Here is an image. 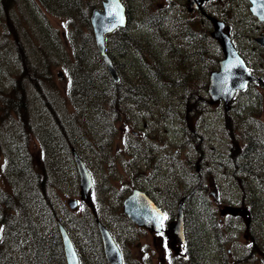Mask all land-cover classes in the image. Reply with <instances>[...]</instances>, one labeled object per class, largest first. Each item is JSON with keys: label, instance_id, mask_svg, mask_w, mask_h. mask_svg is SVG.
Here are the masks:
<instances>
[{"label": "rangeland", "instance_id": "1", "mask_svg": "<svg viewBox=\"0 0 264 264\" xmlns=\"http://www.w3.org/2000/svg\"><path fill=\"white\" fill-rule=\"evenodd\" d=\"M100 1L82 0L70 15H59L57 11L63 9L54 4L47 8L41 0L0 2V37L9 69L31 73L30 64H46L49 72L39 70L46 80L43 85L50 83L57 104H65V122H76L84 133L69 130L82 137L76 150L94 181L90 199L83 200L75 171L61 166L60 181L55 180L47 195L56 211L21 197L18 219L24 216L28 222H18L16 232L0 223L1 264H35V235L29 240L27 229L35 232L38 228L36 237H42L41 231L52 227L56 212L77 242L80 264H106L99 241L84 244L95 229L92 208L116 238L122 264H264V158L249 153L264 129V82L237 92L228 109L220 100L209 102L206 92L209 73L221 57L220 41L213 37L208 16L225 22L239 52L263 77L264 45L259 46L253 37L264 35V27L252 20L246 0H202L205 14L186 7L185 0H123L133 35L146 43L137 51L133 46L123 54L118 48L112 51L115 64L123 86L135 77L151 92L141 102L128 95L115 105L99 102L96 108L101 107L103 115L98 117L92 110L84 119L72 101L78 95L70 96L72 69L82 58L77 54L84 47L79 36L89 31L82 19L86 13L83 2L88 3L89 13ZM144 12L160 13V33L154 25L141 24ZM172 18L183 20L186 26L187 36L174 34L179 48L171 40L175 32H170ZM43 48L51 62H46ZM95 51L91 40L84 57L92 65L97 61ZM23 81L26 91L31 90L29 95L32 90L37 92L35 80ZM4 136L0 135V186L10 184L1 174L7 167L2 157ZM32 137L35 141L28 148L18 150L25 165L37 163L39 140ZM135 187L147 191L167 210L164 227L174 220L178 199L189 193L184 203L187 241L183 246L172 242L168 233L153 234L124 217L122 200ZM69 197L78 201L74 210L67 206ZM241 208L246 212L237 210ZM12 216L10 220H14ZM80 223L83 231L77 234L74 227ZM16 237L18 244L13 241ZM30 250H35L33 261Z\"/></svg>", "mask_w": 264, "mask_h": 264}, {"label": "bare ground", "instance_id": "2", "mask_svg": "<svg viewBox=\"0 0 264 264\" xmlns=\"http://www.w3.org/2000/svg\"><path fill=\"white\" fill-rule=\"evenodd\" d=\"M142 25L146 26L144 24ZM185 27L186 26H184V28ZM88 29L89 31L86 34L82 35V37L79 36L81 42L84 45V47L82 48L83 52H82V56H81L82 58L79 63V66H80V69L84 72L85 79H86L85 80L86 81V84H85L86 91L83 93L82 105H79V111H82L84 113L83 115L80 116L81 118H84V119H87V116L90 115V112L92 110L95 111L98 117H101V115H103V110L101 109V107H99V110H97L96 108V104L103 97L105 96L110 97L111 105H115V100L119 98V95L117 94L118 92L117 90L119 89V87H114L115 83H117L118 81H115L112 78L110 81H108L103 77L101 68L99 66V60H98L97 54L95 53V60L97 61L96 63H93V65L91 64L92 63L91 59L89 60L87 57H84V54L86 56L88 44H91V38H92L91 35L93 36V32L91 30L90 25L88 26ZM113 31H117L119 33L116 32L112 39L105 37V50L107 54L109 55V57L111 58V60H114L112 51H116L117 49L116 43L114 41H118L120 43L122 42L123 50H119L121 54H123L125 49L129 50V46H133L134 49L139 47L140 45L139 39L133 37L132 35L133 29H131V27L128 24L122 27H119ZM113 31L107 33L106 36L111 34ZM157 31L159 32L158 28H157ZM34 33L36 32L34 31ZM177 34H180L182 37L187 36V33L185 30L180 31ZM123 35H130V39H131L130 42L124 43L122 41ZM152 35L155 36L154 34ZM17 36H18V32H17ZM24 36L27 37L28 39L27 35H24ZM40 36H43V34H40ZM155 37H156V40H158L157 35ZM171 37H172L171 40H172L173 45H176L179 48L180 46L176 39V36L172 33ZM30 39H31V35H30ZM1 40H3L2 37H0V96L7 95L8 89L11 87H14L13 84L18 79V86L21 87V91H19L17 95L18 102H21L19 101V98L25 96L26 100H23V105L25 106L26 110L31 111L34 103H37L39 98L42 103H45V102L48 103L52 101L53 104L54 103L56 104L57 100L55 99V95H54L55 90L53 86H51L50 83L43 85L44 81L39 73L40 69L47 68L46 64L44 65L38 64V63L30 64L34 80L37 83V86L40 89L41 94L38 91L34 92L32 90L33 93L29 95L31 90L29 92L26 91V88L23 87L24 81L19 76L17 77L15 71H11V69H9V63L7 61L9 60L8 59L9 57L3 54L5 45L2 46ZM156 45L157 44H155L154 47H156ZM196 46H198L197 48L200 49L201 44L198 43V45L196 44ZM41 52H42V55L46 57L47 59L46 62H51L48 59V52L45 51V48H43ZM101 61L103 62L102 58H101ZM106 71H107V68H106ZM143 88H145V86ZM70 90L73 93H75L73 89L70 88ZM75 94H77L78 96L82 95L80 93H75ZM32 97H33V100H31ZM18 102L13 103L9 101L6 108L10 110L13 106L18 105ZM76 102H77V99H76ZM62 112L63 110H61L58 114L49 115V116L47 115V122H48L47 127L45 126L41 128L40 126L36 124H32V123L25 125L24 127L26 128L27 133H28L27 136H25L18 130V125L10 121L7 114H2V116L0 117V135H3V134L5 135L3 154L6 156L5 161H6L7 166L9 163L14 164L16 167H18L19 165H23V168L28 166V164L25 165V162H23L21 157L20 159L18 158V150L22 152L23 148H28L30 136H36L38 138H41L42 141L49 148V157H50L49 166H51L52 171L49 172L47 179H46L47 180L46 195L50 193V187H52L51 185L55 183V180L60 181L62 174H60L59 169L61 168V166L63 167L65 166L66 170L73 168L74 171H77L76 165L71 155V150H73L72 147L76 149L79 146V144L81 143L82 137L79 134L73 133L70 137V143H68L69 145H73V146H71L68 149V146L62 141L59 133L62 132L65 134V132L69 131L74 125H76V122L71 121V123H66ZM7 133H9L11 137L6 136ZM257 137L258 139L255 137V140H253L255 142L253 143V146L251 147V149H249V153H251V155L255 157L257 156L259 158L261 157L264 158V156L261 155V153L264 152V146H263L264 144L262 143L264 140V129L263 130L260 129V134ZM70 157L72 158V161ZM85 166L89 170L87 163L85 164ZM26 182L31 183V185ZM26 182L24 183V187L26 189L29 188L31 191L33 190V192L37 194V190H35L37 186V180L35 179L33 182H29V181H26ZM22 185H21V188H22ZM47 199H48L47 196H37L35 203L40 204V206H48L52 208L54 211H56L57 208L55 209L54 202L52 206L50 201ZM19 205H20V201L17 200L16 205H14L12 208V211H13L12 217L14 218V220H10L9 217L6 216L8 212H5V213L3 212L1 214V218L3 217L2 218L3 222L5 218L6 223L10 227L11 231H13L15 228L18 227V222H24V221L28 222L24 218V216H21L18 219V206ZM59 223H61V219L59 217V214H57L56 212V214L53 215L52 227L43 229L41 231L42 235H45V237H42L38 240L39 249L37 250V255L40 260L39 264H65V261L63 259V250L61 247V238L59 237L57 232H54L52 234V232L55 229V226H58ZM71 223L74 225V222L71 221ZM74 228L77 234H81L80 232L83 231L82 230L83 226L81 223L77 227H74ZM38 232L39 230L37 228L34 234L36 235ZM89 236H90L89 239H86L84 244H87L89 246L92 242L98 241V233L95 229ZM84 244L81 246L83 251L85 249Z\"/></svg>", "mask_w": 264, "mask_h": 264}, {"label": "water", "instance_id": "3", "mask_svg": "<svg viewBox=\"0 0 264 264\" xmlns=\"http://www.w3.org/2000/svg\"><path fill=\"white\" fill-rule=\"evenodd\" d=\"M249 1V10L251 13L258 20L264 21V0ZM200 3L201 0H186L185 5L193 9H198ZM89 20L98 53L102 57L110 76L117 81V70L105 50V34L113 31L117 27L126 25L127 16L125 6L121 0H101V8H92ZM213 21V34L221 42L223 57L219 61L218 69L212 71L210 74L208 94L210 101H215L220 98L227 104L236 90L244 88L249 82L260 81V78L251 73L248 65L234 48L230 37L223 30L224 22L216 18H213ZM256 41L262 44L264 39L263 37H259L256 38ZM72 156L79 176L80 192L86 198L92 185V178L84 162L74 150H72ZM67 204L71 209L76 208L77 205L74 199H69ZM123 211L138 225L146 226L151 230L160 229L159 221L163 213L145 193L138 189H133L124 198ZM181 215V207L179 206L178 218L172 224L173 232L179 236L182 235ZM97 225L101 235L104 253L109 264H121L120 253L108 230L99 221H97ZM58 226L67 264H78V259L65 228L60 223Z\"/></svg>", "mask_w": 264, "mask_h": 264}, {"label": "trees", "instance_id": "4", "mask_svg": "<svg viewBox=\"0 0 264 264\" xmlns=\"http://www.w3.org/2000/svg\"><path fill=\"white\" fill-rule=\"evenodd\" d=\"M2 1L9 3V0H0V2H2ZM41 1L45 4V6L47 8H49L51 5L54 4L59 9H63V11H57L59 13V15H62V14L70 15L71 13H74L77 11V6H78L79 2H81L82 0H41ZM83 4H85V6H86L85 7L86 13L83 15L82 19H83V22L85 24H87V26H89V21H88V14L89 13H87L89 11L88 3L83 2ZM126 9H127V15H128V22H129L130 16L128 13L127 6H126ZM159 16H160V13L149 14L148 12H144L142 14L140 22L142 24L146 25L144 27H149L150 25H154L160 31L161 26H162V22L160 21ZM146 21H148V22L146 23ZM149 28H152V27L150 26ZM172 30L175 31L173 34H175L176 32L179 33L180 31H184L185 30L184 29V21L179 19V18H177L176 20H174V18H172V24L170 26V32ZM116 32L117 31H113L111 34L107 35L106 38L112 39ZM132 32H135V31H132ZM117 33H119V32H117ZM132 35H133V33H132ZM154 35L156 36L155 33H154ZM91 37H92V35H91ZM133 37L139 39L140 45H139V47L136 48V51H137V49L143 47L146 42L144 40L140 39V37L138 38L136 35H133ZM146 38H148V37H145L144 39H146ZM91 40H93V37L91 38ZM130 40H131L130 35H123L122 41L124 43L130 42ZM155 42L159 43L158 41H155ZM116 46L119 50L123 49L122 42L120 43L117 41ZM95 50H96V48H95ZM82 52H83V50H78L77 54H79V56H82ZM95 53L98 56L99 65H100L103 77L106 80L110 81L111 78H110L108 72L106 71L105 65L101 61V58H100L97 50L95 51ZM14 62H17V60ZM77 62H78V60H77ZM42 71H43V73H46V72H49V69L44 68V69H42ZM15 73H16L17 77L19 76L22 80H24L25 78H28V81L34 83V77H33L32 72L31 73L21 72L18 74V69H17L15 71ZM85 80H86L85 74L80 69L79 65H78V67L72 69L71 87L75 91V93L82 94L76 98L77 102H76V99H72L73 103L78 108V110H79V105H82L83 93L86 91V88H85L86 81ZM43 81L45 82L46 80H43ZM13 85H14V87H11L8 89L7 95L0 96V117L2 116V114H7L9 120L12 121L13 123L17 124L19 131L22 134H24L25 136L28 135L27 130L24 127L25 125H28L29 123L31 124V122H34V124L40 126L41 128H43L45 126L47 127V124H48L47 115L49 116V115L58 114L65 107V104L62 103L61 101H59V104L56 105L57 103L53 104L52 101L48 102V103L47 102L42 103L40 101V98H39L37 103H34V105H33V108H36V111L33 112V108L31 111H28L25 109V106L23 105V100H26L25 96L19 98V101H21V102H18V96L17 95H18V92L21 91V87L18 86V79ZM123 85H125V84L122 83V78L120 76V80L117 83H115V85H114V87H119V89L117 90L118 91L117 94L119 95V98L115 100V104L117 103V100L122 98L124 95L131 96V98H134L135 100L141 102V100H145L146 98H148V96H149L148 93L151 92V90L143 88L144 86H142L141 80L140 79L137 80L135 77L131 78V83H127L128 86H123ZM35 87H37L36 90L41 94L38 86L36 85ZM75 93H73L72 91L70 92L71 98L73 97V95H77ZM9 101L13 102V103L18 102V105H15L10 110H8L6 108V106H7ZM104 101H108L109 103H111V99L108 96H105L99 100V102L102 105H103ZM98 103L96 104V107L98 106ZM82 114H84V113L82 112ZM72 128L74 131L80 132L81 134H83V132L81 130L79 131L77 124L74 125ZM59 134L61 136L62 141L68 146V149L71 146H73V145L68 144V143H70V137L73 134L72 131H67V132H65V134L61 132ZM38 140H39V143H38L39 147L37 149L38 153H36L37 163L36 162H29L28 166H26L24 168H23V165H19L18 167H16L14 164L9 163L8 166L6 167V169L3 171V173H1L3 178L9 179V181H10V184H4L3 186H0V223L4 224V227L6 229H8L9 226L6 223L5 218H4V222H3V220H2L3 217L1 218V214L3 212L4 213L8 212V214L6 216L9 217L10 215H12V212H13L12 208L14 205H16V201L18 200V197H20V204H21V202H22L21 197H23V196H27L28 198H31L34 202H35L37 196H47L46 195V193H47V191H46L47 190V180L46 179H47L49 172L52 171L51 166L47 165V163L50 162L49 148L46 146V144L42 141L41 138H38ZM34 141H35L34 138L32 136H30L29 137V145H31ZM2 157L5 160L6 156L4 155ZM71 161H72V158H71ZM35 179L37 180V186L35 188V190H37V194H35L33 192V190L31 191L29 188L26 189L24 187V183L26 181L33 182ZM18 182H21L23 184L22 188H21V186L18 187ZM26 183H28V182H26ZM28 184L31 185V183H28ZM43 207L45 208V206H43ZM24 211H25V209H24ZM55 228H56V226H55ZM18 229H19V226L17 228H15L13 230V232H16ZM27 231L29 232L28 239L32 240L34 238V235H35L33 230L28 228ZM19 233H21V231ZM53 233H54V231L52 232V234ZM42 237H45V235H43ZM42 237H36V235H35V240H33V243L35 241V247L34 248L36 250L39 249L38 240ZM16 238H14L13 241L18 244V238L17 239ZM22 247H24V245L19 246V248H22ZM24 251L25 250H23V252ZM34 251L35 250H30L31 256L29 258L32 261H33ZM0 255H1V251H0ZM1 262H2V260L0 257V264H1ZM39 262H40V260L37 256L35 264H38Z\"/></svg>", "mask_w": 264, "mask_h": 264}, {"label": "flooded vegetation", "instance_id": "5", "mask_svg": "<svg viewBox=\"0 0 264 264\" xmlns=\"http://www.w3.org/2000/svg\"><path fill=\"white\" fill-rule=\"evenodd\" d=\"M247 1V0H246ZM248 2V1H247ZM248 8V7H247ZM202 12H203V10H202ZM209 17V16H208ZM252 17V20L257 24V26H262V27H264V22H258V20L255 18V17H253V16H251ZM263 77V76H262ZM264 78V77H263ZM264 82V81H263ZM198 179H199V177H198ZM238 211H240V212H246L244 209H237ZM93 218H94V216H93ZM96 231H97V229H95ZM54 232H57L58 233V235H59V231H58V229L56 228V229H54ZM97 233H98V231H97ZM70 234V233H69ZM171 236H172V234H171ZM59 237H60V235H59ZM70 237H71V239H72V242H73V244H74V246H75V249H76V251H77V254H78V257H79V259L81 260V252H80V250H79V247H78V245H77V242H76V240L72 237V235L70 234ZM186 238H187V235H186ZM186 238H185V236H184V241H180V243L182 244L183 242H186ZM98 241H99V243L101 244V241H100V237H99V234H98ZM172 242H178L175 238H173V236H172ZM61 247H62V245H61ZM102 248V247H101Z\"/></svg>", "mask_w": 264, "mask_h": 264}]
</instances>
